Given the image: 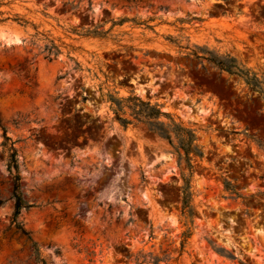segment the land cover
Here are the masks:
<instances>
[{"label": "rangeland", "instance_id": "1", "mask_svg": "<svg viewBox=\"0 0 264 264\" xmlns=\"http://www.w3.org/2000/svg\"><path fill=\"white\" fill-rule=\"evenodd\" d=\"M2 4L0 264H38L32 243L46 264H264V0ZM133 98L195 133L189 214L185 163Z\"/></svg>", "mask_w": 264, "mask_h": 264}, {"label": "trees", "instance_id": "2", "mask_svg": "<svg viewBox=\"0 0 264 264\" xmlns=\"http://www.w3.org/2000/svg\"><path fill=\"white\" fill-rule=\"evenodd\" d=\"M2 5H3L2 0H0V7ZM2 15L3 13L0 12V17ZM8 20H9L8 18H4V19H0V22H6ZM11 21L21 26L27 24L25 21H23L16 15L13 16ZM44 52H45L44 58L47 60H51L50 58L51 54L55 57L57 54L60 53L58 48L55 45H53L51 41L44 46L42 53ZM220 69L225 70L230 74H235L241 77L244 80V82L252 89L259 86V83L255 77L249 78L247 71H245V73L242 74L241 70L233 66L232 63L221 64ZM258 96L261 100L264 101V92L261 91L258 92ZM133 100L138 102L140 106V108L134 111L133 113V119L135 120V122L145 125L150 133L165 140L172 147L174 153L177 155L178 162L185 163V167L188 170L189 174L187 177L182 174V186L180 187L179 194H180L181 210L183 213L189 214L191 212L190 177L192 173V166L190 164V161H191V157L198 159L202 158V153L200 152V149L196 145L195 133L193 130L182 126L180 123H176L172 118H170V115L168 113L161 112L160 107L157 104L150 106L149 103H144L140 101L138 98H133ZM161 117L166 118L168 120V123L164 124L160 122L159 119ZM116 119L123 127H126L129 124L128 121L121 119L118 116ZM2 131H3L2 135L5 141V143L3 144V148L6 153L7 167L9 170L13 171L14 173V175L12 176V182H13L12 199L14 203L13 217L16 218L19 215L20 211L22 209H27L28 206L24 204L21 195L18 192L19 176L17 175V170H18L17 152L13 147L14 144L9 140V138L5 136V130ZM13 223L19 234L24 236L27 240H30L29 233L26 232L20 224L15 223V220H13ZM31 248L35 261L38 264H46L45 261L40 256L38 247L32 243Z\"/></svg>", "mask_w": 264, "mask_h": 264}]
</instances>
